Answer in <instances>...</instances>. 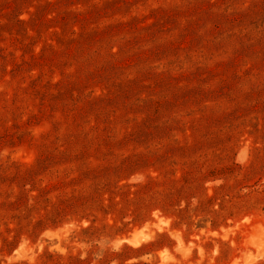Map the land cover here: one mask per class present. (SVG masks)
I'll return each mask as SVG.
<instances>
[{
  "label": "rangeland",
  "instance_id": "obj_1",
  "mask_svg": "<svg viewBox=\"0 0 264 264\" xmlns=\"http://www.w3.org/2000/svg\"><path fill=\"white\" fill-rule=\"evenodd\" d=\"M0 264H264V0H0Z\"/></svg>",
  "mask_w": 264,
  "mask_h": 264
},
{
  "label": "bare ground",
  "instance_id": "obj_2",
  "mask_svg": "<svg viewBox=\"0 0 264 264\" xmlns=\"http://www.w3.org/2000/svg\"><path fill=\"white\" fill-rule=\"evenodd\" d=\"M127 241L131 243V240H127Z\"/></svg>",
  "mask_w": 264,
  "mask_h": 264
}]
</instances>
